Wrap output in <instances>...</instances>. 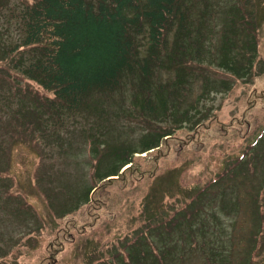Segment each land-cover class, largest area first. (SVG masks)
I'll return each instance as SVG.
<instances>
[{
  "label": "rangeland",
  "instance_id": "rangeland-1",
  "mask_svg": "<svg viewBox=\"0 0 264 264\" xmlns=\"http://www.w3.org/2000/svg\"><path fill=\"white\" fill-rule=\"evenodd\" d=\"M25 1L34 0H0V53L23 38L15 13L26 7ZM212 1L206 26L212 40L207 39L201 57L194 51V62L183 71L166 70L152 85L135 81L116 94L95 96L76 113L52 115L45 107L55 103L53 91L0 64V264L151 263L156 250L148 233L142 243L131 244L140 230L132 218L150 188L148 181L111 177L115 182L96 193L93 208L89 202L105 175L122 164L121 155L168 130L184 158L187 184L207 182L209 199L224 211L215 215L213 238L227 243L235 238L230 246L243 260L264 264V20L255 27L256 0L207 2ZM195 4L191 17L196 21L205 5ZM233 18L243 19L237 29ZM245 41L258 53L253 69L237 78L226 63ZM143 91L151 97L153 112L137 99ZM190 136L187 157L182 142ZM174 202L166 200L164 210L178 209ZM212 206H204L206 214L216 212ZM192 221L174 232L182 243L163 248L173 251L167 260H181L189 248L198 252L195 260H205L208 248L188 237ZM230 246L223 247L226 255Z\"/></svg>",
  "mask_w": 264,
  "mask_h": 264
},
{
  "label": "trees",
  "instance_id": "trees-1",
  "mask_svg": "<svg viewBox=\"0 0 264 264\" xmlns=\"http://www.w3.org/2000/svg\"><path fill=\"white\" fill-rule=\"evenodd\" d=\"M195 1L197 6L203 2L202 8L204 5L206 7L198 14L196 21L191 17L196 7ZM207 1H25L26 7L20 8L18 15L15 13L23 30V38L20 43L0 53L5 56L0 64L9 68L15 67L14 70L20 77L53 91L55 103L48 107L46 104L45 107L46 110L51 107L52 115H61L64 111L76 113L84 110L95 96L116 94L135 81L152 85L156 77L166 70L168 73L183 71L184 65L194 62V51L197 58L199 55L201 57L207 39L209 44L212 40L209 32L206 35V26L213 1L211 4ZM255 3L258 4L255 27L260 28L264 20V1L256 0ZM232 22H236L233 25L237 29V23H242L243 19L233 18ZM223 45H227L226 40ZM252 46L251 41L243 42L240 53L226 63L227 68L237 78L253 69V59L258 51H254ZM2 74L3 71L0 70V75ZM144 93L145 91L139 94L137 99L142 105L144 102L147 106L151 105L153 112L151 97ZM49 115L47 112L44 117L48 119ZM34 117V125H38V116L35 114ZM196 125L198 131L201 126ZM191 138H183L182 142V150L187 157H190L187 149L192 143ZM175 140L173 131L168 130L162 136L148 137L143 147L128 150L121 155L122 164L105 175L102 186H94L91 190L90 195L97 188L89 205L94 207L96 193L102 187L115 182L112 180L148 181L150 188L143 194L138 211L132 218L134 224L140 226V230L136 232L131 244L142 243L143 236L148 233L156 250L149 264H254L250 260H243L241 253L231 248L230 244L235 238L228 243L213 238L217 225L215 215H222L224 211L209 199L210 185L207 182L201 181L199 186L187 184L186 175L182 172L184 158L176 151ZM137 154L146 155L136 156ZM165 163L168 165L165 166ZM185 168L190 169L187 165ZM111 177L117 179L108 180ZM2 195L4 192L1 191L0 198ZM164 200L175 201L178 209L164 210ZM209 203L217 208V213H205L204 206ZM192 219L194 229L190 232L193 234L188 237L192 243L208 248L205 260H195L198 252L192 248L185 250L181 260H167V256L171 257L173 251L168 249L166 253L163 248L167 244L173 248L182 243L183 239L175 237L174 232L180 231L183 222ZM152 235H157L160 240L154 243ZM165 236L168 242L165 241ZM224 246L231 248L228 255ZM5 248V251L9 249L7 241ZM124 249L129 252L130 246L126 245ZM260 250L264 251V247ZM249 251L251 253L253 247ZM230 256L234 260H230ZM128 259L135 261L131 253L128 254Z\"/></svg>",
  "mask_w": 264,
  "mask_h": 264
},
{
  "label": "flooded vegetation",
  "instance_id": "flooded-vegetation-1",
  "mask_svg": "<svg viewBox=\"0 0 264 264\" xmlns=\"http://www.w3.org/2000/svg\"><path fill=\"white\" fill-rule=\"evenodd\" d=\"M233 24H235L234 22H232ZM242 23L238 22L236 27L238 28L239 26H241Z\"/></svg>",
  "mask_w": 264,
  "mask_h": 264
}]
</instances>
